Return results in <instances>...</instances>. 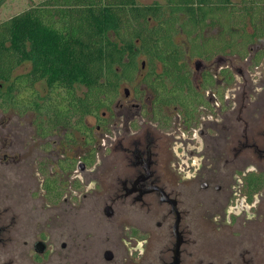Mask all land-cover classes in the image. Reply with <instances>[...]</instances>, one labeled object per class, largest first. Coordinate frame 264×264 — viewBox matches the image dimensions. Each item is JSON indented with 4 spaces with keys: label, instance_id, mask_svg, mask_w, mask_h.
I'll return each mask as SVG.
<instances>
[{
    "label": "flooded vegetation",
    "instance_id": "1",
    "mask_svg": "<svg viewBox=\"0 0 264 264\" xmlns=\"http://www.w3.org/2000/svg\"><path fill=\"white\" fill-rule=\"evenodd\" d=\"M244 59L259 82L228 66L196 83L188 125L177 106L156 114L144 84L117 98L91 116L105 153L86 119L84 133L35 114L2 122L0 264H264V56Z\"/></svg>",
    "mask_w": 264,
    "mask_h": 264
},
{
    "label": "trees",
    "instance_id": "2",
    "mask_svg": "<svg viewBox=\"0 0 264 264\" xmlns=\"http://www.w3.org/2000/svg\"><path fill=\"white\" fill-rule=\"evenodd\" d=\"M222 54L264 56V0H44L0 21V109L84 133L85 119L137 79L134 91L149 88L156 114L177 106L188 125L205 101L195 84L219 82L209 71L194 81L190 60ZM220 74L230 82L227 68Z\"/></svg>",
    "mask_w": 264,
    "mask_h": 264
},
{
    "label": "rangeland",
    "instance_id": "3",
    "mask_svg": "<svg viewBox=\"0 0 264 264\" xmlns=\"http://www.w3.org/2000/svg\"><path fill=\"white\" fill-rule=\"evenodd\" d=\"M43 1L44 0H0V21L6 19L7 17L21 10L27 9L28 7L42 3ZM153 1H158L161 4H165V0H138L140 4H149ZM196 61H199L198 66L195 65ZM139 62L142 63L141 69L144 70L143 60H140ZM190 66H191V71L193 73V78L197 81L200 78L201 70H209L210 72L217 74L222 68H225L228 66L231 68V71L234 74L235 81L237 84H241V85L246 84L247 86H249V85L257 84L261 78L260 70L253 68L252 65L251 66L246 65L245 59L238 58L233 54H222L210 60H200L197 58H192L190 60ZM29 67H30L29 63L22 64L15 70V73L25 72L29 69ZM220 77L221 76L218 74V78ZM135 82H137V79H135L133 82L125 81L122 83L120 87V94L118 97L119 100L121 99L132 100L135 97L134 95ZM125 88L128 89V94H129L128 96H125V92H124ZM38 89L41 92H43L44 85L38 84ZM211 95L212 94L210 92H207V96H211ZM17 116L18 114L15 113V111L13 110H1L0 111V124H2V122H5L11 119V120L20 121L21 124H18V125L23 126L25 121L30 120L35 115L32 112H27L23 115H19V116H22L21 119L17 118ZM86 121L93 127V132L95 133V137H96L95 146H97L98 149L100 150L98 152H101V150L103 149L102 153H105L104 147H105L106 141L103 136L104 129L95 130L94 127L96 125V122L94 118L91 116L87 117ZM3 131L4 130L0 127V132H3ZM60 131L61 130L58 129L57 133H59ZM170 131H172L175 136L181 137V140H185L186 136L188 135L187 132L182 131V129L177 126L173 127L172 130ZM181 140L178 139L177 141H174V144H172V148H174V150L176 151L177 157L184 159L185 154H186L185 153L186 149L182 150V148H180V146H182L180 142ZM80 147H81V150L84 148L82 139H81ZM187 148H189V146H187ZM34 179L35 178L33 177L32 181Z\"/></svg>",
    "mask_w": 264,
    "mask_h": 264
},
{
    "label": "water",
    "instance_id": "4",
    "mask_svg": "<svg viewBox=\"0 0 264 264\" xmlns=\"http://www.w3.org/2000/svg\"><path fill=\"white\" fill-rule=\"evenodd\" d=\"M195 65L198 66V65H199V61H196V62H195ZM124 92H125V95H127V94H128V89L125 88V89H124Z\"/></svg>",
    "mask_w": 264,
    "mask_h": 264
}]
</instances>
